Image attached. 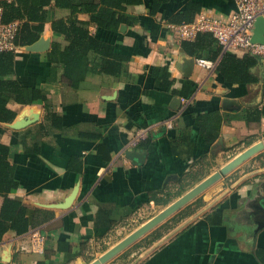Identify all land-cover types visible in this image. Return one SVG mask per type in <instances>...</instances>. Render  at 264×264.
I'll use <instances>...</instances> for the list:
<instances>
[{
    "label": "crops",
    "instance_id": "1",
    "mask_svg": "<svg viewBox=\"0 0 264 264\" xmlns=\"http://www.w3.org/2000/svg\"><path fill=\"white\" fill-rule=\"evenodd\" d=\"M190 4L199 9L194 20L202 14L227 20L235 12L233 0H170L151 15V1L145 0L128 8L138 19L135 26L111 32L90 24V35L126 60L115 74L92 64L93 71L76 87L47 55L54 43L61 50L67 45L52 24L68 12L48 8L40 36L47 51L31 53L27 46L15 51L13 79L24 88L44 90L50 110L45 104L10 102L16 117L0 124V144L12 151L19 183L8 197L37 212L39 221L26 234H9L0 242V264H81L87 249L144 208L158 205L194 166L250 139L244 150L264 139V118L248 121L250 112L264 107V62L253 59L239 80L234 74L225 79L218 71L224 55H246L224 52L211 35L196 49L194 40L180 41L169 29ZM16 21L22 27L24 20ZM199 58L213 61L215 68H199ZM155 69L168 71L169 92L158 87ZM51 113L61 124L53 125ZM206 114L221 120L211 145L195 124ZM130 151L144 156L130 160ZM210 201L138 264H264V168L245 174ZM3 204L0 194V214Z\"/></svg>",
    "mask_w": 264,
    "mask_h": 264
},
{
    "label": "trees",
    "instance_id": "2",
    "mask_svg": "<svg viewBox=\"0 0 264 264\" xmlns=\"http://www.w3.org/2000/svg\"><path fill=\"white\" fill-rule=\"evenodd\" d=\"M150 1V13L156 15L170 0ZM144 2L145 0H0V5L4 10L5 23L24 20L16 38L17 47L30 46L39 40L48 22V8L52 6L68 12L66 18L56 20L52 24L54 35L62 38L67 45L61 50L58 43H54L51 52L47 55L50 62L63 66L65 78L72 83L73 87H76L86 78L85 74L88 71H93L92 64L99 65L101 71L106 74H115L116 71H120L122 63L126 60L114 53L113 46L102 43L90 35L89 25L94 24L100 29L111 32L119 31L122 25L135 26L138 19L127 13L128 8L140 6ZM195 7L190 4L186 11L174 16L171 22L177 25L193 22L195 13L199 11L198 7ZM80 15L88 16L89 20H79ZM211 36L210 34L198 35L193 46L199 49L197 45L199 40L202 37L212 38ZM213 59L214 57L210 60ZM253 59L258 58L246 55L243 59H238L235 55L227 53L219 64L218 71L227 80H230L229 74H234L233 80H239L242 72L245 75L249 71ZM14 62L15 51L0 54V124L11 123L16 117V114L8 109L10 102L21 105L45 104V108L50 110L48 95L44 90L24 88L13 79ZM153 74L158 87L169 92L173 82L170 80L168 71L155 69ZM212 115L206 114L195 119V124L200 128L201 135L208 145L215 142L217 137L213 135V132H218L221 127L218 115H213L217 116L216 118H212ZM263 118L264 107L248 114V121L260 122ZM50 120L53 125L61 124V119L54 113H51ZM3 132L4 129L0 125V135ZM11 154L10 148L0 144V194L4 196L0 214V242L9 234L21 236L39 225L36 219L37 212L24 206L20 199L8 197L19 187L15 178L16 166L11 163ZM169 204L164 202L162 205L167 207ZM217 218L219 220L216 223H221V215ZM66 248L68 250L69 245Z\"/></svg>",
    "mask_w": 264,
    "mask_h": 264
},
{
    "label": "rangeland",
    "instance_id": "3",
    "mask_svg": "<svg viewBox=\"0 0 264 264\" xmlns=\"http://www.w3.org/2000/svg\"><path fill=\"white\" fill-rule=\"evenodd\" d=\"M251 140L252 139L248 140L244 145L243 143H240L230 149H227V151H224L223 153H218L214 158L203 161L199 165L194 166L193 169L186 176H184L178 184H172L170 188L166 190L162 197L157 201L158 205L156 204L144 208L130 223L123 225L121 229L113 231L107 239H105V241L103 240L101 243H97L87 249L85 255L82 256L83 263L81 264H90L94 260L98 259L106 251L122 241L126 236L160 213L166 207L162 205L164 202H170V204L173 203L174 200L176 201L186 192L194 188L200 180L205 178V176H210L215 172H218L224 165L245 151L246 149L244 150V147L247 146V144L252 143ZM263 140L264 139H261L260 141ZM259 168H264V152L242 164L231 174L224 177V179L205 191L187 207L150 232L147 236L136 242L108 264H138L140 261L145 259L146 256H149L151 253L159 249L165 239L177 233L185 224L188 223L191 216H195L196 212L199 214L202 209H208L211 198H215V196L219 194V191L223 188L232 187V185L239 181L242 176L252 173ZM251 179L252 178L249 180ZM246 181L248 182V180Z\"/></svg>",
    "mask_w": 264,
    "mask_h": 264
},
{
    "label": "built area",
    "instance_id": "4",
    "mask_svg": "<svg viewBox=\"0 0 264 264\" xmlns=\"http://www.w3.org/2000/svg\"><path fill=\"white\" fill-rule=\"evenodd\" d=\"M235 12L221 20L202 14L191 23L169 25V29L180 41H192L200 34H210L221 45L224 52L241 53L256 57L264 62V44L252 43L255 21L264 16V0H233ZM21 29L17 21L4 22V10L0 5V54L18 49L16 38ZM199 68L212 71L216 64L205 59H196ZM171 128V124L168 123ZM135 143V142H134ZM34 240L40 238L34 235Z\"/></svg>",
    "mask_w": 264,
    "mask_h": 264
},
{
    "label": "water",
    "instance_id": "5",
    "mask_svg": "<svg viewBox=\"0 0 264 264\" xmlns=\"http://www.w3.org/2000/svg\"><path fill=\"white\" fill-rule=\"evenodd\" d=\"M252 43L254 44H264V16L258 17L255 21ZM31 53H41L48 50V43L40 38L38 42L31 46L25 48ZM264 152V140L260 141L248 149L240 153L233 160L224 165L218 172L210 175L208 178L197 184L194 188L186 192L176 201L165 207L160 213L154 216L152 219L147 221L145 224L140 226L134 232L126 236L122 241L116 244L114 247L106 251L98 259L94 260L90 264H108L110 261L114 260L136 242L147 236L150 232L158 228L160 225L165 223L179 211L187 207L194 200H196L205 191L214 186L217 182L224 179V177L231 174L242 164L257 156L258 154ZM144 154L142 152L130 151L126 153V157L130 160L139 162Z\"/></svg>",
    "mask_w": 264,
    "mask_h": 264
}]
</instances>
